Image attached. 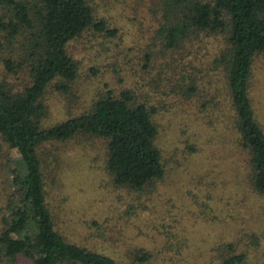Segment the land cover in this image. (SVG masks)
Returning <instances> with one entry per match:
<instances>
[{"label": "rangeland", "instance_id": "obj_1", "mask_svg": "<svg viewBox=\"0 0 264 264\" xmlns=\"http://www.w3.org/2000/svg\"><path fill=\"white\" fill-rule=\"evenodd\" d=\"M90 3L115 34L89 29L68 43L76 76L67 93L45 88L42 125L88 111L105 90L115 96L127 90L134 102L154 109V143L164 173L132 191L114 185L106 173L104 140L76 135L44 142L36 152L54 228L117 264H213L211 249L224 242L245 252L243 264H264V197L246 183L226 80L214 60L217 40L164 49L156 38L151 0ZM3 44L0 39V81L16 89L26 75L5 72ZM190 79H195L193 92L187 90ZM248 97L264 133V54L252 60ZM16 157L0 129V222ZM139 248L148 252L147 261L134 258Z\"/></svg>", "mask_w": 264, "mask_h": 264}, {"label": "trees", "instance_id": "obj_2", "mask_svg": "<svg viewBox=\"0 0 264 264\" xmlns=\"http://www.w3.org/2000/svg\"><path fill=\"white\" fill-rule=\"evenodd\" d=\"M151 5L157 16L156 38L164 49L179 51L207 37L217 40L214 60L226 80L236 143L246 159V183L264 197V133L248 97L252 60L264 54V0H151ZM89 29L115 34L97 17L90 0H0V39L8 51L1 63L6 73L26 75L16 89L0 81V129L17 155L8 173L11 193L0 222V261L5 264H117L66 240L54 228L36 152L40 144L76 135L104 140L106 173L114 185L132 191L150 186L164 173L154 143V109L134 102L127 90L116 96L105 90L88 111L42 125L43 92L47 86L69 91L77 62L67 45ZM194 81L190 79L188 92L194 91ZM250 238L255 241L253 235ZM211 252L217 259L213 264L246 260L233 242L217 244ZM133 256L139 262L149 259L140 248Z\"/></svg>", "mask_w": 264, "mask_h": 264}]
</instances>
